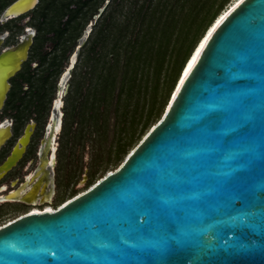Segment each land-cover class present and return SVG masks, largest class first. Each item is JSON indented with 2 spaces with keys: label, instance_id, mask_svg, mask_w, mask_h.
I'll return each mask as SVG.
<instances>
[{
  "label": "water",
  "instance_id": "95a60500",
  "mask_svg": "<svg viewBox=\"0 0 264 264\" xmlns=\"http://www.w3.org/2000/svg\"><path fill=\"white\" fill-rule=\"evenodd\" d=\"M21 2L5 15L37 0ZM197 45L165 112L114 171L0 226V264H264V0L229 11L184 76ZM18 49L0 54V108L28 43Z\"/></svg>",
  "mask_w": 264,
  "mask_h": 264
},
{
  "label": "trees",
  "instance_id": "16d2710c",
  "mask_svg": "<svg viewBox=\"0 0 264 264\" xmlns=\"http://www.w3.org/2000/svg\"><path fill=\"white\" fill-rule=\"evenodd\" d=\"M111 1L99 16L85 58L92 64L89 73L98 79L96 94L115 99L116 111L123 108L121 122L125 125L129 118L133 138L144 110L147 116L140 133L163 110L185 62L227 0ZM108 38L113 45H108ZM127 144L119 143V156Z\"/></svg>",
  "mask_w": 264,
  "mask_h": 264
},
{
  "label": "rangeland",
  "instance_id": "374dc122",
  "mask_svg": "<svg viewBox=\"0 0 264 264\" xmlns=\"http://www.w3.org/2000/svg\"><path fill=\"white\" fill-rule=\"evenodd\" d=\"M11 1L12 0H0V33L5 32L7 34L6 30L11 31L12 33L8 38L9 41L7 40L3 44L16 42L19 34L27 31L29 32L30 30L27 28V25L31 26V31H35L36 35L41 34L44 37L47 36V32H45L46 29H44L45 24L42 23L41 15L34 16L35 14L33 10L27 12L28 16L26 17L22 16L17 19L5 21L6 18L2 16L4 6ZM59 1L66 3L70 0ZM234 1L235 0H227L221 12L228 9ZM92 2L95 3L94 7L100 4L98 7V13L95 16L92 15V17H94V25H96V23L99 22L98 20H100L99 15L104 12L105 8L108 7L112 1L103 0V2H101L100 0L99 2ZM94 7L91 5L89 6V11L86 16L87 19H89L91 14L94 13ZM102 8L103 11H101ZM55 18L56 23L58 24V17ZM85 21L86 19L80 18V20H78L79 26H81V24L83 25ZM89 23L91 24L92 22ZM94 25L90 27V31L84 36L83 41L86 42V44L79 49L78 54L76 55V62L73 68L70 69L66 78L68 95L67 102L64 101L65 108H62L64 112L63 120H65L63 121L62 128L63 126L65 127L63 128L64 130L61 129L60 132L62 151L60 154V163L56 167V176H54L55 185L52 186L55 187L54 189L56 193L51 199L39 203V206H45L47 204L51 205V207H55L62 201L71 198L73 195L86 191L98 180L111 171H114L163 115L165 107L160 113L153 115L150 118L146 128L140 133L147 116L146 110H144L142 119L137 123L136 133L132 138L130 137L131 130L129 118L125 125L121 122L122 116L120 115V111H122L123 108L116 111L115 99L112 100L111 96H108V98L105 97L104 95L106 94H103L105 99H101L103 96L100 95L99 92L96 94L94 85L98 79L96 76L92 77V73H89L92 64L90 63L89 65L85 58L88 53V47H90L92 39L96 35L97 26ZM39 26L44 27V30H40ZM92 28L93 30L91 31ZM78 29L71 27L68 30L69 33L74 35V39H71V41H67L62 45V49L65 51L67 57L63 59L60 68H58L59 70L63 69L69 61L74 44L77 42L79 43V39L76 37L79 35L77 33ZM52 34L53 32L49 35ZM107 43L109 46L113 45L109 38L107 39ZM53 44L54 40H47L43 43L44 46L41 51H51L49 49L52 48ZM58 53H60V55L64 54L61 50H59ZM38 55L39 54H36L34 59L39 61ZM52 55H54V52H51L48 55V61L44 63V66L38 68L42 69L48 67L49 62L51 63L53 58ZM33 69L35 70L36 67ZM57 74L49 76L50 83H53V79L56 78ZM76 82H81V85H77ZM19 92L23 93L22 91ZM51 92H53V89L50 90V93ZM81 100L85 101L82 102ZM45 119V116L40 118V127L43 126ZM24 120L27 121L29 119L26 118ZM41 131L42 130L40 129V132ZM124 141H127L128 144L125 146V150L120 152L121 156H119L118 145L120 142L123 143ZM25 172H27V168L6 177L4 179V185L9 186L12 184V179L20 177V181L16 180V183L13 182L14 187H18ZM53 175L54 174H52V177ZM28 208L29 205H24L19 202L0 201V226L17 218L26 212Z\"/></svg>",
  "mask_w": 264,
  "mask_h": 264
},
{
  "label": "flooded vegetation",
  "instance_id": "af4514ba",
  "mask_svg": "<svg viewBox=\"0 0 264 264\" xmlns=\"http://www.w3.org/2000/svg\"><path fill=\"white\" fill-rule=\"evenodd\" d=\"M15 1L16 0H12L4 6L2 16L6 18L5 21L17 19L22 16L26 17L28 16L27 12L33 10L35 14L34 16L41 15L42 23L45 24V28L39 26V29L42 30L44 28L46 29L45 32H47V36L45 37L41 34L36 35L35 31H31V26L27 25V28L30 31L19 34L17 36L18 39L16 42L10 44L3 43H5L7 40L9 41L8 38L12 34L11 31L6 30L7 34L5 32L0 33V54H2L7 49L17 50L18 47L20 49L22 45L28 43L27 55L22 58L21 67L14 75L9 78L10 89L6 95L3 106L0 108V132L3 128L9 127L8 138L0 144V167L12 154L14 148L19 143V139L25 134L26 129L29 126L30 128L32 127L29 143L27 144L17 163L8 171H0V196L7 195L10 192L19 189L28 181L29 176L35 175L40 169L42 170L41 174L44 176V180L47 181L46 189L48 194H46V196L43 195L38 197L37 201H33L31 199L6 200V202H19L24 205H29L28 210L23 213L26 214L33 213L35 209L45 210L46 208L51 207V205L47 204L45 206H39L38 204L51 199L56 193L54 189L55 187L52 186L55 185L54 176H56V167L60 163V154L62 151L60 132L65 126H63V128L61 127V129L56 133L54 141H52L53 130L51 129L50 124L55 122L53 114H55L57 117L60 112L56 105V101L60 96L59 91L61 89L62 77L70 66L72 56L77 55L79 49L85 46L86 42L83 41V38L90 31V27L95 24L93 22L94 17H92V15L95 16L98 12L92 13L91 17L89 18L90 20L86 18L89 11V6L91 3H93L92 0H70L66 3H62L59 0H37V2L26 11L18 13L14 16L6 17L7 15H5V11ZM55 17H58V24L56 23ZM80 18H84L86 21L85 24H81V26L78 27L79 29L77 33L79 35L76 37L79 39V43L77 42L74 44L69 61L63 69L59 70L58 68H60V64L63 62V59L67 57L65 51L62 49V45L67 41L74 39V35L69 33L68 30L71 27L74 28L75 26L79 25L78 20H80ZM68 20H71V24L68 23L69 25L67 24ZM51 21L54 23V27H56V29H52ZM89 22L92 23L90 24ZM67 25L68 27H66ZM58 27L62 28L63 30L59 31L60 28L57 29ZM92 30L93 28L91 31ZM51 32H53V34L49 35ZM49 39L54 40L52 48L49 49L51 51H41L44 46L43 43ZM59 50H61V52L64 54L60 55V53H58ZM51 52H54V55H52L53 58L51 63L49 62V66L42 69L38 68L44 66V63L48 61V55ZM36 54H39V61L34 59ZM12 56L14 57V55ZM35 67L36 69L34 70L33 68ZM52 74H57V76L53 79V83H50L49 76ZM66 83L67 80H65L64 93L61 95L63 101L61 105L62 125L63 121H65L63 120L64 112L62 108H65L64 101L67 102L68 95ZM51 89H53V92L50 93ZM19 91H22L23 93H20ZM42 116H45L46 119L43 123V126L40 127V118ZM26 118L29 120L25 121L24 119ZM40 129L42 130L41 132ZM53 143L56 145L55 151ZM53 152L55 158L54 162H51ZM26 168L27 172L23 174V179L18 187H14L13 182L16 183L17 181H20V177L12 179L11 185H4V179L6 177ZM52 174H54L53 177ZM77 195L78 194H75L71 198L59 203L57 206L52 207L57 209Z\"/></svg>",
  "mask_w": 264,
  "mask_h": 264
},
{
  "label": "bare ground",
  "instance_id": "6f19581e",
  "mask_svg": "<svg viewBox=\"0 0 264 264\" xmlns=\"http://www.w3.org/2000/svg\"><path fill=\"white\" fill-rule=\"evenodd\" d=\"M29 1L31 0H23V2L20 3V6L23 7L25 6ZM242 0H235L231 6L228 7V9L224 10L223 12H221L215 19L214 21L211 23V25L208 27V29L205 31V34L203 35V37L201 38V40L199 41V44L197 45L193 55L191 56V59L189 60L188 62V65L189 63L192 62V58L193 56L196 55V52H197V49H200V53L202 51L203 48H200L201 44H206V42L208 41L209 37L211 35H209V33H213V31L215 30V28L217 27V25L222 21L221 20V17H225L229 11H231L236 5H238ZM14 12H17V11H10L7 13V16L6 17H9V16H14L16 15V13ZM19 12V11H18ZM219 21V23H218ZM200 55V54H199ZM199 57V56H198ZM197 57V58H198ZM16 56L14 55V57H12V59L8 62H6L5 64H11L15 59ZM5 60V59H3ZM3 60H1L3 62ZM197 60V59H196ZM75 61H76V55H73L72 58H71V63H70V66L68 67L67 71L64 73L63 77H62V80H61V89L59 91L60 93V96L59 98L57 99L56 101V105L59 109V114L58 116L56 117L55 114H53V117L55 119V122H53L52 124H50V127L51 129L53 130V134H52V141H54L55 137H56V133L61 129L62 127V111H61V105L63 103L62 101V98H61V95L64 93V86H65V80H66V77L68 75V72L70 71L71 67L75 64ZM196 62V61H195ZM0 62V77H1V74L4 75L5 74V71L9 68V66H2ZM188 65L185 69V71L187 70L188 68ZM194 65V64H193ZM185 71H184V76H185ZM183 79V77H182ZM181 79V80H182ZM180 80V81H181ZM176 92V91H175ZM174 92V93H175ZM166 106L167 104L165 105V108H164V111L163 113L165 112V109H166ZM9 126V125H8ZM32 126V125H31ZM9 128V127H8ZM8 128H5L7 129V132L8 134H6L7 132H3L4 130H2L0 132V144L3 143L7 138H8V135H9V130ZM32 128V127H31ZM32 132V129H30L27 134L23 137L22 141L26 142L29 138H30V134ZM54 144V143H53ZM21 145V143L19 144ZM17 146L18 148H20V146ZM26 145V144H25ZM54 147V151L56 149V145L54 144L53 145ZM23 148L25 149V146H23ZM54 158H55V155H54V152H53V155H52V160L51 162H54ZM42 170L40 169L38 171V173H36L35 175L33 176H29L28 177V181L23 184L19 189L15 190V191H12L10 192L9 194L7 195H1L0 196V201H6V200H19V199H28V200H33V201H37V198L40 197V196H43L46 194H48L47 192V182L44 181V176L41 174ZM54 208L53 207H48L46 208L45 210H40V209H35L33 211V213L35 212H43V211H53Z\"/></svg>",
  "mask_w": 264,
  "mask_h": 264
},
{
  "label": "snow or ice",
  "instance_id": "6c2138e0",
  "mask_svg": "<svg viewBox=\"0 0 264 264\" xmlns=\"http://www.w3.org/2000/svg\"><path fill=\"white\" fill-rule=\"evenodd\" d=\"M222 19H223V17H221V20H222ZM218 23H219V21H218ZM209 35H211V33H209ZM203 47H204V44H201L200 48H203ZM199 54H200V49H197L196 55L193 56V58H192V62L189 63L188 68H187V70L185 71V76L188 74L189 71H191L192 66H193V64L195 63V61H196L197 57L199 56Z\"/></svg>",
  "mask_w": 264,
  "mask_h": 264
},
{
  "label": "built area",
  "instance_id": "2783aa9c",
  "mask_svg": "<svg viewBox=\"0 0 264 264\" xmlns=\"http://www.w3.org/2000/svg\"><path fill=\"white\" fill-rule=\"evenodd\" d=\"M42 211V210H41Z\"/></svg>",
  "mask_w": 264,
  "mask_h": 264
}]
</instances>
